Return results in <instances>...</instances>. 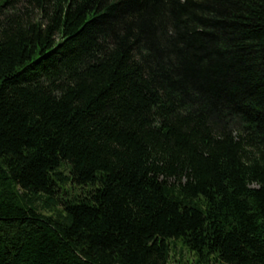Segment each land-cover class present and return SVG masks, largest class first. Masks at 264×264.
<instances>
[{
  "label": "trees",
  "instance_id": "trees-1",
  "mask_svg": "<svg viewBox=\"0 0 264 264\" xmlns=\"http://www.w3.org/2000/svg\"><path fill=\"white\" fill-rule=\"evenodd\" d=\"M176 242L264 264V0H0V264Z\"/></svg>",
  "mask_w": 264,
  "mask_h": 264
},
{
  "label": "rangeland",
  "instance_id": "rangeland-1",
  "mask_svg": "<svg viewBox=\"0 0 264 264\" xmlns=\"http://www.w3.org/2000/svg\"><path fill=\"white\" fill-rule=\"evenodd\" d=\"M195 257L193 254L183 248L180 243L176 242L171 247L169 264H193ZM218 264V263H213Z\"/></svg>",
  "mask_w": 264,
  "mask_h": 264
}]
</instances>
